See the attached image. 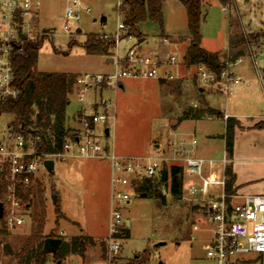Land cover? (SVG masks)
<instances>
[{
    "label": "rangeland",
    "instance_id": "1",
    "mask_svg": "<svg viewBox=\"0 0 264 264\" xmlns=\"http://www.w3.org/2000/svg\"><path fill=\"white\" fill-rule=\"evenodd\" d=\"M79 20H71V30L66 31V11L71 0H40L39 17H33L26 23L25 32L28 37L41 41L37 69L47 73H72L75 75L113 73L117 65L106 62V56L90 54L82 45L88 34H115L118 24L122 21L117 7L119 0H79ZM162 6V22L148 18L140 23V30L145 41L139 49L143 53L175 54L182 58L190 42L188 19L184 3L181 0H164ZM219 0H213L203 8L204 18L201 23L203 35L202 47L220 55L228 47V21L231 15H239L243 22L251 27L243 29L238 19L233 18L236 26L245 34H264V0H235V5L223 9ZM89 8L90 11H87ZM106 17L105 24L100 23L101 17ZM252 23V24H251ZM81 31H78V30ZM238 29V30H239ZM123 36V35H122ZM163 37L170 40L163 43ZM114 38V35H111ZM74 42L69 46V42ZM138 39L127 37L118 44L117 54L124 56L127 50L137 44ZM264 50V38L257 43L253 41L247 47L250 57H257ZM116 56V50L113 51ZM110 56V57H112ZM109 57V58H110ZM185 62V61H184ZM234 69L240 67L236 63ZM180 75L169 81L158 82L146 78H126L123 88L114 91L105 90L103 96L112 98L115 102V120L110 122L109 142L115 140L117 149L122 153L133 155H154L156 141L165 140L171 128L178 123V117L193 104H199L201 97L200 84L190 66L181 65ZM214 89V88H213ZM208 91H212L211 88ZM264 94V93H263ZM67 106V126L78 128L77 115L85 109L91 113V104L95 94H87L85 102H80L76 91L70 95ZM263 98V97H262ZM226 97H222L216 105L224 107ZM260 113H264V98L260 105ZM202 119L197 128L191 127L189 121L178 127L180 131H196L201 143L207 142L212 153H224L226 125L219 117ZM11 117L8 114L0 116V131L7 129ZM262 122V121H260ZM172 130V129H171ZM178 130V131H179ZM166 137V138H167ZM250 138V137H248ZM241 139V140H240ZM246 139V138H245ZM239 144L245 142L239 138ZM153 151V152H152ZM227 152V151H226ZM195 155H202L195 153ZM231 158V155L227 153ZM100 160V159H98ZM83 158L54 159L52 171L44 165L39 167L38 177L45 190L46 224L44 235H61L63 243H71L76 237L85 239L86 253H69L63 259L64 264H103L108 256L107 240L109 230L111 205L107 187V161ZM107 162V163H106ZM90 163L101 164L103 171L102 184L93 185L91 178L81 176L84 166ZM73 166L77 171H73ZM170 180V179H169ZM197 176L184 174V181L197 182ZM171 181V180H170ZM168 181V184L171 182ZM187 184V183H186ZM138 185H136L137 187ZM188 186V185H187ZM185 188V187H184ZM183 188V191L185 190ZM158 194L149 193L142 196L136 190L130 189L131 200L122 205L120 210L125 219L130 220L128 236L122 240V249L116 262H140L141 264H216L207 255L206 244L213 237L214 226L208 220L205 208L182 197H175L168 187L158 188ZM188 189V187H187ZM186 189V195L187 190ZM214 192L220 194L221 189ZM162 195L167 196L164 202ZM61 198L63 216L58 217L55 211L56 197ZM241 201V200H236ZM41 205L34 190L30 205L23 206L19 215L24 223L0 233V264H18L15 254L35 232L41 214ZM57 237V236H55ZM91 238V239H90ZM92 238L95 245H92ZM45 239V240H46ZM9 247L12 253L6 251ZM54 253L48 254L46 264L56 261Z\"/></svg>",
    "mask_w": 264,
    "mask_h": 264
},
{
    "label": "built area",
    "instance_id": "2",
    "mask_svg": "<svg viewBox=\"0 0 264 264\" xmlns=\"http://www.w3.org/2000/svg\"><path fill=\"white\" fill-rule=\"evenodd\" d=\"M66 11L65 30H71V20H79V0H71ZM117 7L120 8L122 0ZM40 0H0V100L16 96L18 89L14 85L12 55L21 43L20 31L24 34L27 21L39 15ZM229 6H224L226 10ZM87 11H90L89 8ZM120 14V12H119ZM126 31L123 21L118 24L115 34L99 33V38L109 39L114 35L116 56L112 54L113 64L117 65L113 73L78 75L74 90L78 100L85 102L87 94L93 92L95 100L91 104V113L80 110L77 115L78 128L74 136L63 142L62 148L55 151L40 149L43 136L25 135L13 127L0 131V173L4 174L7 189L0 202L3 203V216L8 227L13 228L24 223L19 210L25 206L18 194V183L26 186L35 182L39 167L45 161L66 158L100 159L109 162L112 169L111 212L108 233V256L103 264H126L116 262L122 249L126 219L121 206L131 200L130 189L136 190V184L147 178H155L167 165H179L185 174L197 176V182L190 183L187 195L182 198L205 208L206 216L213 228V237L206 244L207 255L216 264H264V194L239 195L228 192L226 168L230 159L225 154L220 159L195 155L198 139L194 135H183L171 131L167 148L160 154L147 156H121L109 142L110 122L115 120L112 109L115 102L103 96V91H116L126 78H150L173 80L180 75L184 59L175 54L163 58L159 53H143L140 44L131 46L124 56L117 54L118 44ZM27 35V34H26ZM28 36V35H27ZM168 38L164 37L163 42ZM19 47V46H18ZM240 57L235 62H226L217 72L204 63L190 66L203 88H214L227 96L234 94L242 83V77L233 72L231 66L242 62ZM257 75L263 77L262 68L255 59ZM229 118V117H227ZM226 118V119H227ZM109 129V135L106 130ZM46 167V166H45ZM220 188V194L214 192ZM241 200L237 201L236 200ZM50 264H59L51 262Z\"/></svg>",
    "mask_w": 264,
    "mask_h": 264
},
{
    "label": "trees",
    "instance_id": "3",
    "mask_svg": "<svg viewBox=\"0 0 264 264\" xmlns=\"http://www.w3.org/2000/svg\"><path fill=\"white\" fill-rule=\"evenodd\" d=\"M164 0H122L119 12L126 31L122 36L134 37L138 40L144 38L140 30V23L148 18L157 22H162V6ZM184 3L187 19L190 42L186 48L183 57L186 66L196 63H204L213 70L220 72L226 62H235L247 53V47L253 41L256 43L264 38V34H245L236 26L234 21L230 22L228 35L229 50L227 55L222 59L217 52H212L202 47L203 35L201 32V23L204 18L203 8L209 5L213 0H181ZM223 5L232 7L235 0H219ZM239 29V30H238ZM99 33L88 34L82 45L90 54H97L109 57L115 47L113 38L101 39ZM74 42L70 41L69 46ZM19 46V47H18ZM12 55V68L14 73V85L18 89L16 96H9L0 100V116L8 114L11 117L9 127L25 135L43 136V143L40 149L43 151H55L62 148L63 142L69 137L73 128L67 126V106L70 103V95L74 91V82L77 75L72 73H47L37 69L41 41L27 37L22 38ZM165 82L166 80H160ZM198 106L189 107L187 111L178 117V122L186 118H201L206 116L224 117V114L209 105L203 92L200 93ZM24 125V127H23ZM240 123L236 118L226 119L225 148L227 153L232 156L234 149V135L236 127ZM255 127H264V122H258ZM184 169L179 165L163 166L160 174L155 178H147L141 182L135 189L138 193L146 192L158 194V188L161 186L168 187L171 194L175 197L183 196L184 188ZM227 190L234 192L233 184L235 175L231 166L226 168ZM171 181H170V180ZM168 181L171 183L168 184ZM148 186V187H147ZM7 189V181L4 174L0 173V200H2ZM18 194L23 203L30 205L34 190L37 194L41 205V214L37 223L35 232L25 241L18 253L15 254L18 264H46L48 253L44 254L45 235L44 229L46 224V203L44 198L45 190L42 187L41 180L37 179L31 185L26 186L18 183ZM55 211L58 217L63 216L59 196L56 197ZM7 224L4 216L0 214V233L6 232ZM128 228H124V237L128 236ZM57 236V237H55ZM48 237L61 238V235H50ZM91 239V238H90ZM64 242V241H63ZM61 242L60 246L54 253V259L59 264H64L63 259L69 253H80L82 256L86 253L85 239L80 237L74 238L71 243ZM92 245L95 240L92 238ZM107 245V240L103 241ZM8 253H12L8 246L5 247ZM127 264H141L140 262H129Z\"/></svg>",
    "mask_w": 264,
    "mask_h": 264
},
{
    "label": "crops",
    "instance_id": "4",
    "mask_svg": "<svg viewBox=\"0 0 264 264\" xmlns=\"http://www.w3.org/2000/svg\"><path fill=\"white\" fill-rule=\"evenodd\" d=\"M38 14H39V9H38ZM39 15H37V18L39 17ZM233 18L238 19L239 21L238 23L241 28L243 27V29H248V27L251 26V25L249 26L247 22H243L242 17H240L239 15H235V16L231 15L229 17L230 21H228V30H230V22L233 21L232 20ZM100 23L105 24L106 22L102 23L100 21ZM142 39L144 42L145 37ZM168 42H170L169 39L167 42H163V43H168ZM228 50H229V42L227 49L225 50L224 53L221 54L222 59L227 55ZM163 52L164 51L161 50L159 54L163 58H167V55H165ZM242 57L244 59L242 62H240L239 64L240 67L234 69V66L237 65L236 63H234L231 66L233 72L242 77V83L237 86L233 95L227 96L213 88H211L212 91H208L210 88L200 87L199 89L201 92H203V95L206 101L209 103V105L215 109L220 110L224 114V117H219V118L223 120L225 125H226L227 117L236 118L240 123V126L236 127L235 129L233 154L231 158H229L230 159L229 166H231L232 171L235 175V183L233 184L234 192L238 193L239 195L264 194V127H255L256 123L260 121L264 122V113H260L261 111L259 108V105L262 99L264 98V94H263L264 93V50L260 51L257 57H253V56L250 57V55H248L247 53H245V55ZM255 59H257V61L259 62V66L262 68V73H263L262 78L257 75L255 68V61H256ZM106 62L113 64L111 61H109V57H106ZM157 81L161 82L160 80ZM119 88H123V80L120 83ZM222 97H226L224 102V107L218 108L216 105H218V102H221L220 100L222 99ZM192 106L196 107L198 105L193 104ZM213 118L214 116L205 117V119L208 120ZM201 120L202 119L186 118L181 122H178L174 128H171L172 130L171 129L169 130L168 137L166 134L165 140L161 142L158 141L155 142L154 144L155 149H153L154 155L162 153L167 148V144L171 137V131H174L183 135H194L198 139V144L196 147L197 149L195 150V153H200L202 155H197V156L214 158V159L222 158L225 154H227L226 150L224 151V153H222V155L212 153L211 151L212 146H208L210 144H208L207 142L201 143L200 139L196 135L197 132L194 131L196 129L194 130L189 129V131H183V132L178 129V127L181 126L182 123L187 121L192 123L191 127L197 128L198 123ZM241 137L244 138L245 140V142H243L242 145L241 142L239 144V141L241 140V139L239 140V138ZM112 145L114 146L113 148L115 149V151L121 156H147L152 154V153L151 154L148 153L145 155H133L128 153H122L117 149L114 138ZM224 148H225V143H224ZM87 160L91 161L98 159H87ZM98 161H102V160H98ZM107 165H108L107 187L109 189V194H110L109 202L111 205L113 178H112L111 166L109 163H107ZM71 169L73 171H77V169L74 166ZM82 171L83 173L81 174V176L85 178L86 176L89 175V177L93 182V185H95V183L98 182L99 184L100 183L102 184V179L104 178H103V171L101 164L90 163L87 167L84 166ZM186 183H184V187H185L184 193L186 192V189L189 186L190 182H186ZM59 199L61 202L60 196ZM108 233L109 230L107 234H105V236H107ZM161 263L164 264L163 262Z\"/></svg>",
    "mask_w": 264,
    "mask_h": 264
},
{
    "label": "water",
    "instance_id": "5",
    "mask_svg": "<svg viewBox=\"0 0 264 264\" xmlns=\"http://www.w3.org/2000/svg\"><path fill=\"white\" fill-rule=\"evenodd\" d=\"M100 21L102 23L106 22V17L105 16L102 17ZM78 31H80V29ZM19 33H20V35H21V37L23 39H26L28 37L26 34H24L22 32V30ZM138 42L142 43L143 39L138 40ZM109 61H111L112 63L114 62L113 58H109ZM23 127H24V125H23ZM76 133L77 132H75V131H71L69 133V136H74ZM106 133H107V135H109V129L106 130ZM45 166H46L47 170L52 171L54 169V166H55L54 160L53 161L52 160L45 161ZM140 195L147 196V193L143 192ZM165 197H167V196L162 195V198H163L164 202H166V198ZM0 214L3 215V203L2 202H0ZM126 224H127V226H129L130 225V221L126 220ZM61 242H63V241L60 238H53V237L47 238L45 240V243H44L43 253L44 254H46V253H48V254L49 253H55L56 250L58 249V247L60 246ZM160 264H162V263H160Z\"/></svg>",
    "mask_w": 264,
    "mask_h": 264
}]
</instances>
